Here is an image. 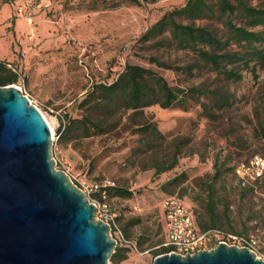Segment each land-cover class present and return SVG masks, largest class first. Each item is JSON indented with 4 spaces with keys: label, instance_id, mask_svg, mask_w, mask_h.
I'll use <instances>...</instances> for the list:
<instances>
[{
    "label": "rangeland",
    "instance_id": "obj_1",
    "mask_svg": "<svg viewBox=\"0 0 264 264\" xmlns=\"http://www.w3.org/2000/svg\"><path fill=\"white\" fill-rule=\"evenodd\" d=\"M186 1H0V60L17 69L20 80L15 85L42 113L51 136L54 132L52 154L58 170L68 173L80 188L95 183L105 186L110 180L115 182L110 187L133 191L129 198L86 193L99 202L97 219L112 218L114 238V224L122 230L129 223L131 241L137 246L128 253L130 264H154L164 240L163 202L167 197H181L199 219L209 221L205 200L210 182L220 202L216 209L221 217L219 228L255 238L257 257L264 260V178L245 187L233 169L264 147V68L257 63L255 72L241 70L239 81L226 80L203 67H195L189 75L175 66L196 62L192 53L158 50L138 41L164 13ZM150 56H159L173 68L151 63ZM128 63L152 68L181 88L221 86L232 95V105L222 110L211 107L208 115L201 114L196 103L188 111L158 104L146 108L148 117L136 121L148 120L167 139H159L151 150L140 141L146 135L141 137L127 127L84 136L83 123L69 119H82L87 109L80 102L87 92L96 84L112 82ZM178 146L177 165L156 175L154 164ZM216 168L221 172L218 177H214ZM181 173L187 176L184 183L169 186L170 192L163 189L166 181Z\"/></svg>",
    "mask_w": 264,
    "mask_h": 264
},
{
    "label": "trees",
    "instance_id": "obj_2",
    "mask_svg": "<svg viewBox=\"0 0 264 264\" xmlns=\"http://www.w3.org/2000/svg\"><path fill=\"white\" fill-rule=\"evenodd\" d=\"M0 1L12 3L15 0ZM129 1L140 3L141 0ZM138 41L158 50L173 48L175 51L192 53L196 62L186 66H175L176 70L193 75L195 67L200 69L203 67L222 75L226 80L239 81L243 78L241 70L249 69L255 72L257 63L264 68V0H187L183 6L164 13ZM149 60L160 67L173 68L159 56H150ZM19 80L20 74L17 69L8 61L0 60V85L17 84ZM232 102L230 92L221 86L196 85L181 88L171 85L163 75L152 68L128 63L112 82L94 85L80 102L81 106L86 107L87 113L82 119L70 118L69 122L72 120L83 123L84 136L108 134L127 127L132 132L142 135L141 137L146 135V138H141L140 141L145 148L151 150L159 139L163 138L165 141L167 139L166 135L148 120L136 121L137 118L148 117L146 108L158 104L163 108H180L188 111L192 103H196L201 107L200 113L208 115L211 107L222 110L232 105ZM177 148L171 155H167L165 160L154 164L156 175L177 165L181 154L180 147ZM251 158L242 160L234 166L238 181L236 172L238 165ZM219 174L221 172L216 168L214 177H218ZM261 179L244 186L253 187ZM186 180V174L181 173L166 181L162 187L170 192L169 186H180ZM206 188L208 195L205 207L209 221L199 219L194 210L200 230L229 233L219 228L222 226L221 217L216 213V209L220 202L213 182ZM102 189L110 196L129 198L133 195V191L124 186L105 185ZM128 225L129 223L123 225L122 231L124 236L131 240ZM164 241L165 235L163 242L158 246L159 252L156 256L172 250V247L163 245ZM130 249V246H121L118 243L111 256L113 264H121L128 259Z\"/></svg>",
    "mask_w": 264,
    "mask_h": 264
},
{
    "label": "water",
    "instance_id": "obj_3",
    "mask_svg": "<svg viewBox=\"0 0 264 264\" xmlns=\"http://www.w3.org/2000/svg\"><path fill=\"white\" fill-rule=\"evenodd\" d=\"M50 127L14 85H0V264H111V226L58 170ZM154 264H264L246 247L155 257Z\"/></svg>",
    "mask_w": 264,
    "mask_h": 264
},
{
    "label": "built area",
    "instance_id": "obj_4",
    "mask_svg": "<svg viewBox=\"0 0 264 264\" xmlns=\"http://www.w3.org/2000/svg\"><path fill=\"white\" fill-rule=\"evenodd\" d=\"M19 10L22 12L23 8H19ZM29 21L30 23L32 22L31 18H29ZM26 96L29 98L28 95ZM30 102L32 103L31 100ZM54 137L55 134L53 132L52 143ZM236 172L241 185H246L247 183L261 179L264 176V149L262 153L253 156L250 160L241 162L238 165ZM108 184L115 185V182L107 180L105 185ZM81 189L85 194L98 191L102 192L103 196L106 195V191L102 189V185L99 183L92 184L91 186H84ZM90 202L98 208L99 202L92 199ZM163 209L165 235L163 245L172 247V250L169 253L176 252L181 255L193 254L200 250H210L221 242H225L229 245L246 247L256 253L255 247L257 246V241L253 237L233 233H222L217 230H200L194 214V209L176 195L169 196L164 200ZM101 220L109 223L111 226L112 218L105 216ZM114 225L116 233L115 240L117 241V244L119 243L137 249L136 244L131 240H128L124 236L123 231L118 228L116 224Z\"/></svg>",
    "mask_w": 264,
    "mask_h": 264
},
{
    "label": "crops",
    "instance_id": "obj_5",
    "mask_svg": "<svg viewBox=\"0 0 264 264\" xmlns=\"http://www.w3.org/2000/svg\"><path fill=\"white\" fill-rule=\"evenodd\" d=\"M129 261H131L130 258H129V259H126V260L123 261L121 264H130L131 262L129 263Z\"/></svg>",
    "mask_w": 264,
    "mask_h": 264
}]
</instances>
